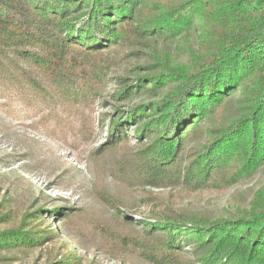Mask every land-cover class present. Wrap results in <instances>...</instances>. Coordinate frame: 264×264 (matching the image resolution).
<instances>
[{
    "label": "trees",
    "instance_id": "1",
    "mask_svg": "<svg viewBox=\"0 0 264 264\" xmlns=\"http://www.w3.org/2000/svg\"><path fill=\"white\" fill-rule=\"evenodd\" d=\"M1 8L0 93L41 113L49 133L89 138L121 52L148 50L159 71L132 83L116 77L112 97L149 102L111 116L107 143L92 157L113 162L154 210L177 191L228 190L264 165V0H0ZM155 43L184 44L189 60L163 66ZM130 124L147 144L131 148ZM79 212L44 204L23 212L0 228V253L44 249L43 264H83L61 230ZM155 216L138 219L139 235L105 230L109 258L127 253L115 244L127 238L146 264H264V185L238 218Z\"/></svg>",
    "mask_w": 264,
    "mask_h": 264
},
{
    "label": "rangeland",
    "instance_id": "2",
    "mask_svg": "<svg viewBox=\"0 0 264 264\" xmlns=\"http://www.w3.org/2000/svg\"><path fill=\"white\" fill-rule=\"evenodd\" d=\"M0 10L5 13L4 8ZM155 46L156 51L166 53L162 57L163 66L189 60L184 44L179 47L155 43ZM147 53L144 48L121 52L124 61L112 73L106 101L96 104L90 114L93 134L85 140L74 138L71 133L47 132L41 122V113L25 110L0 93V215L8 214L1 229L12 226L23 212H31L42 204L46 208L71 207L81 212L71 225L61 229L62 239L70 236L72 248H69L83 257V264H146L137 253L128 251L127 248L136 245L127 238L115 241L116 246L125 247L127 253H121L119 260L109 258L103 246L113 244V240L105 230L120 234V237L139 235L142 229L138 219L157 218L156 214L214 220L238 218L245 213L254 193L264 185V165L247 182L228 190L190 194L177 191L161 209L154 210L153 205L141 201L143 193L140 190L120 180L113 162L106 157L93 159L96 149L107 143L111 116L118 118L133 106L149 102V97L141 95L125 102L112 97L118 84L116 77L132 83L136 74L146 78L150 69L154 68V73L159 71ZM231 115L228 111L220 120L223 126ZM128 129L131 148L147 144L144 139L133 136V124ZM149 192L157 194L159 191ZM45 220L53 226L50 215H45ZM129 221L133 222L132 227L123 225ZM44 256V249L28 253L2 252L0 264H43Z\"/></svg>",
    "mask_w": 264,
    "mask_h": 264
}]
</instances>
